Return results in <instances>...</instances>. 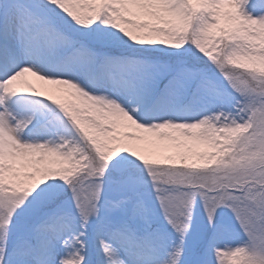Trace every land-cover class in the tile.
Returning <instances> with one entry per match:
<instances>
[{
  "label": "snow or ice",
  "instance_id": "obj_1",
  "mask_svg": "<svg viewBox=\"0 0 264 264\" xmlns=\"http://www.w3.org/2000/svg\"><path fill=\"white\" fill-rule=\"evenodd\" d=\"M0 264H264V0H0Z\"/></svg>",
  "mask_w": 264,
  "mask_h": 264
}]
</instances>
